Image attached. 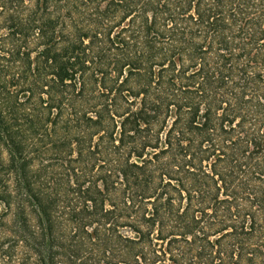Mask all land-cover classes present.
Masks as SVG:
<instances>
[{
	"label": "trees",
	"instance_id": "obj_1",
	"mask_svg": "<svg viewBox=\"0 0 264 264\" xmlns=\"http://www.w3.org/2000/svg\"><path fill=\"white\" fill-rule=\"evenodd\" d=\"M0 264H264V0H0Z\"/></svg>",
	"mask_w": 264,
	"mask_h": 264
}]
</instances>
